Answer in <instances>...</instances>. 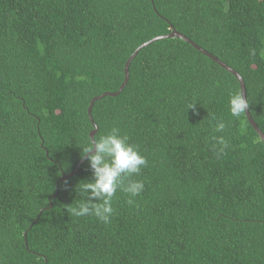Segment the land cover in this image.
Listing matches in <instances>:
<instances>
[{"label":"trees","instance_id":"1","mask_svg":"<svg viewBox=\"0 0 264 264\" xmlns=\"http://www.w3.org/2000/svg\"><path fill=\"white\" fill-rule=\"evenodd\" d=\"M172 28L240 73L264 133V0H0V264H264V142L228 111L237 78L178 37L141 47L91 111L94 137L118 128L147 159L143 191L117 190L108 224L68 211L92 179L87 159L60 179L91 98Z\"/></svg>","mask_w":264,"mask_h":264},{"label":"clouds","instance_id":"2","mask_svg":"<svg viewBox=\"0 0 264 264\" xmlns=\"http://www.w3.org/2000/svg\"><path fill=\"white\" fill-rule=\"evenodd\" d=\"M249 105L243 93L229 95L228 111L232 117H240ZM226 127L224 119H216L213 130L223 133ZM213 140L219 151L227 145L223 135H215ZM128 141L127 135H121L118 128H112L107 134L88 135L85 142L78 145L81 157L87 159L92 170V179L80 180L74 185L76 197L79 195L80 199L68 209L73 216H93L108 224L114 213L112 201L117 190L128 195V204H133V198L143 191V181L132 177L140 174L147 165V159Z\"/></svg>","mask_w":264,"mask_h":264},{"label":"water","instance_id":"3","mask_svg":"<svg viewBox=\"0 0 264 264\" xmlns=\"http://www.w3.org/2000/svg\"><path fill=\"white\" fill-rule=\"evenodd\" d=\"M173 37H178L183 39L184 41H186L187 43H189L190 45H192L195 49H197L198 51H200L201 53L205 54L206 56L210 57L211 59H213L216 63H218L221 67H223L224 69L228 70L229 72H231L238 80L239 85H240V92L243 93L246 97V89H245V83L244 80L242 78V76L240 75V73L238 71H236L234 68H232L231 66H229L228 64H226L225 62H223L222 60H220L217 56H215L214 54H212L211 52L207 51L206 49H204L203 47H201L200 45H198L197 43H195L193 40H191L190 38H188L186 35H184L183 33L179 32L178 30L172 28L170 32L166 33V34H161V35H157L152 37L151 39L141 43L133 52L132 54L127 58L125 64H124V79L120 85V87L115 91V92H111V91H105L103 93H101L100 95H96L94 97L91 98L90 103L88 105L87 108V113L90 117V119L92 120L93 123V129L90 131L89 135L94 136V134L96 133V129H97V125L95 124V122L92 119L91 116V111H92V107H93V103L95 100L105 96V95H110V96H114L117 95L122 89L123 87L126 85L128 77H129V64L131 62V60L133 59V57L136 55V53L138 52V50L145 46L150 44L151 42L158 40V39H162V38H173ZM247 98V97H246ZM245 116L247 118V120L249 121V123L251 124V126L254 128V130L256 131V133L259 135V137L262 139V141L264 142V133L262 132V130L258 127V125L256 124V122L253 120L250 110L245 109ZM86 158H81L77 164V166L75 167V169L72 172L66 173L63 175L62 178L60 179H64L72 174H74L79 165L81 164L82 161H84ZM57 180L56 182V192L53 196H56L59 189H58V182L59 180ZM38 217V216H37ZM36 217V219H37ZM35 221V220H34ZM26 235V231L24 232V236Z\"/></svg>","mask_w":264,"mask_h":264}]
</instances>
